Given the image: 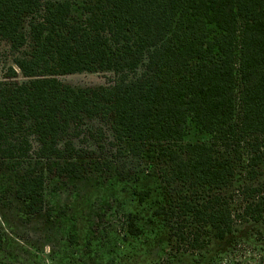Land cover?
<instances>
[{"label": "trees", "instance_id": "trees-1", "mask_svg": "<svg viewBox=\"0 0 264 264\" xmlns=\"http://www.w3.org/2000/svg\"><path fill=\"white\" fill-rule=\"evenodd\" d=\"M84 72L107 80L58 78ZM94 118L166 188L180 185L156 213L188 247L263 221L264 178L239 187V214L226 191L240 141L248 181L264 164V0H0V159L22 169L28 219L45 209L46 171L79 177L74 138ZM192 125L209 140H186Z\"/></svg>", "mask_w": 264, "mask_h": 264}, {"label": "rangeland", "instance_id": "rangeland-1", "mask_svg": "<svg viewBox=\"0 0 264 264\" xmlns=\"http://www.w3.org/2000/svg\"><path fill=\"white\" fill-rule=\"evenodd\" d=\"M2 48L9 61L11 51L6 44ZM105 76L84 72L58 78L75 88H97ZM79 133L74 138L79 177L46 171L45 209L30 219L15 196L22 169L0 159V264H264V220L237 221L224 240L211 236L201 249L188 247L189 241L178 240L156 213L170 193L182 191L180 185L166 188L149 171V158L133 155L130 143L119 141L106 121L86 119ZM209 138L189 126L186 140ZM244 142L239 143L235 179L226 191L233 197L235 214L242 207L239 187L264 178L263 164L256 169L257 178L247 180L251 167ZM145 192L140 201L139 193Z\"/></svg>", "mask_w": 264, "mask_h": 264}]
</instances>
